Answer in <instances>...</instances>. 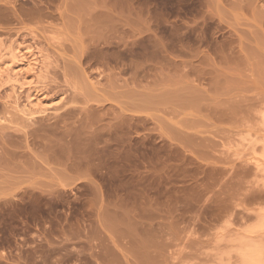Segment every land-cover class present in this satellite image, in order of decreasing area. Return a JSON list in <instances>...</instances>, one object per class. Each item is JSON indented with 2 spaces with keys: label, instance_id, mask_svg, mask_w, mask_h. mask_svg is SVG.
<instances>
[{
  "label": "rangeland",
  "instance_id": "1",
  "mask_svg": "<svg viewBox=\"0 0 264 264\" xmlns=\"http://www.w3.org/2000/svg\"><path fill=\"white\" fill-rule=\"evenodd\" d=\"M0 49V264H264V0H0Z\"/></svg>",
  "mask_w": 264,
  "mask_h": 264
},
{
  "label": "bare ground",
  "instance_id": "2",
  "mask_svg": "<svg viewBox=\"0 0 264 264\" xmlns=\"http://www.w3.org/2000/svg\"><path fill=\"white\" fill-rule=\"evenodd\" d=\"M9 49V48H8ZM3 50V49H2ZM2 50L0 49V57L3 56L2 54ZM16 50V49H15ZM2 53V54H1ZM6 53V52H5ZM6 55V54H5ZM7 55H9V58H7L5 61H3V59L1 60V63L3 66L0 65V85L1 84H6L8 83L10 85V94L7 95L8 98H12L13 99V102H17L16 99H18L17 97V90L21 89L23 83L20 82L21 79H24V74H27V73H33L34 71V62L36 61H30V60H27L26 61H23L21 58H19L16 53H13V49L12 50H8L7 51ZM21 62V63H20ZM18 63L19 65H21V67H17V70L14 69V65ZM19 68V69H18ZM5 82V83H4ZM32 90V89H31ZM29 90V91H31ZM34 90V89H33ZM32 90V91H33ZM33 93H28L27 95V105L28 106H25L26 109H22L21 112L23 113V115H26V116H31V115H34L35 113H41V112H44V109L42 107L43 102H42V98H40V94H38V92H36L35 94ZM11 99V100H12ZM12 102V101H11ZM15 104V103H14ZM31 119V118H30ZM30 125V123H29ZM28 125V126H29ZM37 128V127H36ZM35 129V127L33 128V130ZM46 130V129H45ZM36 132V130H34ZM33 132V131H32ZM40 133V132H39ZM46 133V132H45ZM38 134V133H36ZM34 135V133H33ZM40 135H42L40 133ZM32 137V136H31ZM37 137V135H36ZM44 138H48V137H44ZM42 139V138H41ZM40 139V140H41ZM51 139V138H48V140ZM34 140V139H33ZM37 140H39V137L37 138ZM46 140V139H45ZM35 142V141H34ZM41 142V141H40ZM39 142V144H40ZM43 142V141H42ZM46 142V141H45ZM50 141H48L49 143ZM44 143H41V145H43ZM39 145V146H41ZM47 145V144H46ZM49 147V146H48ZM45 148V146H44ZM46 149V148H45ZM48 149V148H47ZM45 152V151H44ZM46 153V152H45ZM47 155V154H46ZM35 156V154H34ZM43 156V155H42ZM41 156V157H42ZM38 157V156H37ZM45 157V156H44ZM46 158V157H45ZM49 158V157H48ZM40 159V158H39ZM42 160V159H41ZM47 160V159H45ZM22 162V161H20ZM32 162V161H31ZM33 163V162H32ZM5 167L7 166V163L4 164ZM23 165V164H22ZM25 169H26V164L24 165ZM256 166L258 167L259 166V162H257ZM9 167V164L8 166ZM12 167V166H11ZM10 167V168H11ZM3 168V167H2ZM9 168V169H10ZM13 168V167H12ZM7 169V168H5ZM21 169V168H20ZM18 170V169H17ZM29 170V169H28ZM8 171V169L6 170ZM10 171V170H9ZM22 171V170H21ZM20 171V172H21ZM27 171V170H26ZM24 172V170H23ZM252 258V257H251ZM255 259V258H254Z\"/></svg>",
  "mask_w": 264,
  "mask_h": 264
}]
</instances>
